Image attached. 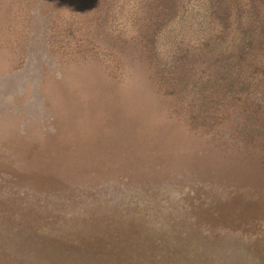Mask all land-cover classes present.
Segmentation results:
<instances>
[{
    "label": "rangeland",
    "instance_id": "374dc122",
    "mask_svg": "<svg viewBox=\"0 0 264 264\" xmlns=\"http://www.w3.org/2000/svg\"><path fill=\"white\" fill-rule=\"evenodd\" d=\"M160 1L0 0V264H264V89L230 139L179 114L138 51Z\"/></svg>",
    "mask_w": 264,
    "mask_h": 264
},
{
    "label": "trees",
    "instance_id": "16d2710c",
    "mask_svg": "<svg viewBox=\"0 0 264 264\" xmlns=\"http://www.w3.org/2000/svg\"><path fill=\"white\" fill-rule=\"evenodd\" d=\"M186 1L159 2L138 51L179 114L230 139L229 125L244 117L230 104L233 93L257 89L260 96L264 89V0H200L196 13L176 20ZM246 113L245 124L260 126L262 119L264 132V104Z\"/></svg>",
    "mask_w": 264,
    "mask_h": 264
}]
</instances>
